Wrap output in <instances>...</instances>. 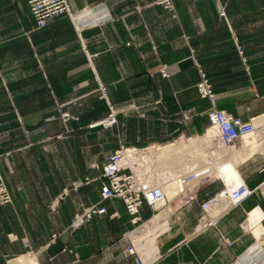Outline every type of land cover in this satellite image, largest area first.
<instances>
[{"label":"crops","instance_id":"1","mask_svg":"<svg viewBox=\"0 0 264 264\" xmlns=\"http://www.w3.org/2000/svg\"><path fill=\"white\" fill-rule=\"evenodd\" d=\"M170 1L70 0V17L57 13L36 28L26 0H0V170L12 196L0 205V264H264L263 149L237 166L252 192L214 222L202 225V203L223 181L188 176L192 197L174 196L176 189L166 220L138 243L120 198L101 200L98 180L72 184L95 177L89 164L114 148L97 153V142L165 144L201 134L211 103L196 88L199 68L217 108L241 120L264 113V0ZM108 103L118 111L115 130L88 126L74 137L86 145L26 144L22 128L37 129L41 142L62 127L49 122L54 112L71 111V125L87 127L108 114ZM180 166L171 170L186 176ZM95 203L105 211L71 228ZM155 211L143 204L141 221ZM130 238L139 263L126 253Z\"/></svg>","mask_w":264,"mask_h":264},{"label":"built area","instance_id":"2","mask_svg":"<svg viewBox=\"0 0 264 264\" xmlns=\"http://www.w3.org/2000/svg\"><path fill=\"white\" fill-rule=\"evenodd\" d=\"M32 16L35 18L38 27H43L46 24L48 17L66 12L71 14L70 0H26ZM159 3L165 6H170V0H158ZM198 90L202 97H206L213 101V91L208 83V80L203 72H201V81L198 83ZM257 116H252L248 120H241L233 116L231 113L213 107L208 114L209 125L217 128V135L220 137L224 145H232L238 138L243 137L253 131ZM150 146H129L120 145L118 149L112 152L107 161L103 164L101 171L103 181L100 185L101 200L112 197L120 198L125 206L126 213L135 228L141 226L140 210L143 204H147L152 209L155 208L157 201H163L165 204L168 197L160 192V180L155 179L154 172L156 164V155L149 154ZM138 169V170H137ZM183 186H180L175 195L192 197L194 185H190L187 176L182 175ZM190 177V175H188ZM190 185V186H188ZM252 189L246 190L240 199L233 202V205L240 202L244 197L249 195ZM235 193V192H234ZM233 193V194H234ZM217 196L202 203L204 210L203 224L209 219H213L215 215H211L210 211L222 209L216 206H221L223 203L216 199ZM12 200L11 194L2 179L0 172V205L10 203ZM105 211L104 206L98 204L91 205L86 208L80 215H76L72 221L73 227H79L93 213H101ZM218 212V213H219ZM207 217V218H206ZM215 219L208 222H214ZM227 244H231L228 241ZM127 254L134 255L133 259L136 263L141 262L136 253L135 244H131L126 249Z\"/></svg>","mask_w":264,"mask_h":264},{"label":"rangeland","instance_id":"3","mask_svg":"<svg viewBox=\"0 0 264 264\" xmlns=\"http://www.w3.org/2000/svg\"><path fill=\"white\" fill-rule=\"evenodd\" d=\"M157 2H158V0H157ZM164 5V4H163ZM63 13H66V12H63ZM69 17H70V15L68 14V13H66ZM219 14L221 15V16H224V11L223 10H220L219 11ZM34 18V17H33ZM34 20H35V18H34ZM36 22V21H35ZM36 28H41V27H38L37 26V24H36ZM158 72H159V74L162 76V77H167L168 75H169V73H168V71H167V69H166V65H162L160 68H159V70H158ZM198 72H199V80L196 82V88H197V90H198V83L201 81V72H203L204 74H205V76H206V73L202 70V69H198ZM206 78H207V76H206ZM207 80H208V83L210 84V86H211V88H212V91H213V87H212V84H211V82L209 81V79L207 78ZM100 88H101V90H103V85L101 84V86H100ZM198 93H199V90H198ZM213 93H214V91H213ZM199 95H200V93H199ZM201 96V95H200ZM202 97V96H201ZM203 98H206V97H203ZM207 100H209L208 98H206ZM213 101L214 102H212L211 100H209V102L211 103V107H210V109L208 110V114H209V111L213 108V107H215V108H217L216 106H215V93L213 94ZM108 108H109V110H108V114L105 116V117H103V118H101V119H99V120H97V122H91V123H89V124H87V127H83V126H77V125H75V126H73V125H71V123L72 122H76L77 120H78V116L77 115H75L73 112H71V111H67V110H64V111H57V112H54V114H52L51 116H49V122L50 121H55V120H57L58 122H60V124L62 125V127H59L58 129H60V131L59 132H57V133H52L51 132V130H48V133H47V135H46V138L44 139V137L42 138V141L41 142H39L40 140H39V138H40V135H41V133L37 130V129H35V128H32V132H28L26 129H24V128H22V130L24 131V133L26 134V136H27V138L29 139V141H31V142H29L28 140H27V142H26V144L27 145H32V146H36V145H41V146H43L44 144H45V141L46 142H49L48 144H47V148H48V150H51L52 149V146H54L55 145V142H54V140H61V142H63L62 143V146H63V148H64V150H68L69 148H71V147H73V146H77V145H86V143H81V141L80 142H78L77 141V139H75L74 137L75 136H77L78 135V133H83V131H85L87 128H88V126H89V129H92L94 126H97V128H101V129H110V128H114V127H116L117 126V114H118V111L115 109V106H113L112 104H110V103H108ZM226 111V110H225ZM234 116V115H233ZM259 117H262V121H260V122H258L255 126H256V128H255V136H256V134H257V146H259L260 148L259 149H263V147H264V113H262V114H259L258 115ZM236 117V116H235ZM21 119V118H20ZM20 123H22V122H20ZM263 123V124H262ZM259 125V126H258ZM208 127H210V125H209V118H208V126H207V128L202 132L203 134L205 133V131L208 129ZM55 129V128H54ZM53 129V130H54ZM100 129V130H101ZM114 130H115V128H114ZM215 131V130H214ZM252 131V134L254 133ZM257 131V132H256ZM202 133L201 134H199V135H197V136H192V137H190V138H187V139H183V138H179V139H176V140H174V141H171V142H168V143H165V144H162V143H160V144H154V143H150V144H146L145 146H150L149 147V152L151 151V150H153L156 146H161V145H170V144H173V143H175V142H178V141H180V142H189V140L190 139H192V138H194V137H198V136H201L202 135ZM251 134V135H252ZM43 136V135H42ZM213 139L214 140H216L217 139V136H216V131H215V133L213 134ZM240 141V142H238V141ZM230 147H232V148H239V146L242 144H244V136L243 137H241V138H238ZM259 141V142H258ZM58 142H60V141H58ZM261 142V143H260ZM57 143V142H56ZM129 145V146H140L139 144H126V143H124V142H117V143H111V142H107V141H105V142H97V144H96V149H97V153L98 152H102V151H104V152H106L107 150H109V147H113L114 146V148L112 149V152H114L116 149H118L119 147H120V145ZM214 145V144H213ZM223 145V144H222ZM241 145V146H242ZM144 146V145H143ZM240 146V147H241ZM208 147H211V145L209 146L208 145ZM208 147H205L204 146V148H208ZM200 146L199 147H197V149H193L194 151H190V150H188V152L187 151H185L184 153H182L181 151L180 152H177V153H175L176 154V157H175V160L177 159L178 161H176V163L174 162L175 160H173L174 158H173V155H171L170 157H171V159H169V160H167V161H165L164 160V158L162 159V157H161V159H162V161H161V159H160V162H158L157 164H159L160 163V166L158 167L159 169H155L154 170V172H156V174H155V179H157V180H160L161 181V183H163L164 184V182H166L165 180L167 179V178H169V175H168V172L169 173H171V172H173V171H168V169L166 170L165 169V165L167 164L168 165V163H169V165L172 167V166H174V165H177V164H179V162L181 163V161H182V163L183 162H187V161H189L190 163L189 164H187L188 166L190 165V164H193V167H192V165H190L189 167L186 165H182L183 166V172L185 171V173L187 172V171H189V172H187V175L190 173V174H193L192 172L194 171V167H198V165H196V164H200V165H205L206 164V162L208 161V160H210L208 157H206V156H203V155H201L200 154ZM158 149H160V148H158ZM158 149H157V151H158ZM36 150V149H35ZM264 150V149H263ZM111 152V153H112ZM154 152H156L155 150H154ZM110 153V154H111ZM109 154V155H110ZM162 156H163V154H162ZM184 156H186V157H184ZM109 157V156H108ZM196 157V158H195ZM108 159V158H107ZM191 159V160H190ZM104 160H101V159H96L95 161H93V162H91L90 164H89V167L90 168H93V169H95V170H97V171H99L98 172V174L95 176V177H91V176H85V177H83V178H81L80 180H78V181H74L72 184H73V186L74 187H77L78 185H80V184H83V183H90V182H92V181H96V180H98L99 182H100V185H101V183H102V181H103V177H102V171H101V168H102V166H103V164L107 161H105V162H103ZM167 162V163H166ZM192 162V163H191ZM163 165V166H162ZM158 166V165H157ZM162 166V167H161ZM181 167V166H180ZM185 167H188L187 169L185 168ZM193 168V169H192ZM174 169V167L172 168V170ZM191 169V170H190ZM193 170V171H192ZM0 172H1V170H0ZM167 172V173H166ZM158 174V176H156ZM176 174V173H175ZM174 173H173V175H175ZM179 174V173H178ZM177 175V174H176ZM1 176H2V179H3V181L5 182V179H4V177H3V174H2V172H1ZM167 176V177H166ZM198 176H201V175H198ZM165 177V178H164ZM190 177H194V179H197V180H199V179H203V178H206V179H217V178H220V177H218V174L217 173H211V174H208V175H205V176H202V178H197V176H193V175H190ZM220 180H222V179H220ZM193 182V181H192ZM194 182H195V180H194ZM5 184H6V182H5ZM166 184V183H165ZM164 184V185H165ZM6 186H7V184H6ZM7 188H8V186H7ZM161 188V187H160ZM224 188V187H223ZM222 188V189H223ZM221 189V190H222ZM9 190V189H8ZM221 190L219 191V192H221ZM10 192V191H9ZM218 192V193H219ZM164 193V192H163ZM217 193V194H218ZM217 194L215 195V196H217ZM12 197V196H11ZM173 196H171V198H172ZM240 197H238V199H239ZM170 199V198H169ZM237 199V200H238ZM95 204H97V203H95ZM94 205V204H93ZM91 206V205H90ZM90 206H87V207H85L79 214H77V215H80V214H82L83 212H84V210L86 209V208H88V207H90ZM99 206H102V205H99ZM167 207H169L168 205H164V204H162V205H159V206H157V207H155L156 208V211L154 212V214L155 213H157L160 209H165V208H167ZM218 208H221L220 206H217ZM170 208V207H169ZM171 209V208H170ZM218 210L217 209H213V210H211L210 211V213H211V215H215V217H216V215H218ZM170 213V212H169ZM153 214V215H154ZM152 215V216H153ZM169 215V214H168ZM151 216V217H152ZM150 217V218H151ZM214 217V218H215ZM75 218V217H74ZM73 218V219H74ZM150 218L148 219V220H146V221H144L142 224H141V226H139V227H136L134 230H132L131 232H130V236H131V238L135 241V242H139V238H137V237H134V235L136 234H138L139 233V230H141V229H144V224L146 223V222H148V221H150ZM157 218V217H156ZM213 218V219H214ZM212 219V220H213ZM73 221V220H72ZM72 221H71V223H70V227L71 228H76V227H73L72 226ZM82 225V224H81ZM202 225H203V223H202ZM155 228V227H154ZM54 236H55V234H52V238H54ZM129 239L130 240V243L132 242L133 244H135V242L132 240V239ZM149 240V242H151L152 240H150V239H148ZM147 241V240H146ZM143 242V241H142Z\"/></svg>","mask_w":264,"mask_h":264},{"label":"bare ground","instance_id":"4","mask_svg":"<svg viewBox=\"0 0 264 264\" xmlns=\"http://www.w3.org/2000/svg\"><path fill=\"white\" fill-rule=\"evenodd\" d=\"M260 121H262V117L257 116L256 120H255V125ZM214 130L216 131V136H217L216 140L213 139V134L215 133ZM254 131H255V129H254ZM251 134H252V131L249 132L248 134L244 135V144L241 147L232 148V147H230V145H224V143H222L220 137L217 135V128L214 126H210V127H208V129L205 131L204 134L202 133L201 136L194 137V138L190 139L189 142H175V143L170 144V145L156 146L153 150H151L149 152V154L156 155L155 168L159 169L158 167L160 166V163L159 164H157V163L160 162L161 157H162V159L164 158V160L167 161V160L171 159L170 156L173 155V158H174L173 160H175V157H176L175 153L180 152V151L182 153H184L185 151L188 152V150H190V149H191L190 151H194L193 149H197V147L200 146L201 147L200 151H199L200 154L208 157L210 160H208L205 165L196 164V165H198V167L197 168L194 167L195 168L194 171L192 170L193 174L189 173L188 175L205 176V175H208L211 173H217L218 177H220L222 179V181L225 185L224 190L221 191L218 194V196L216 197L217 200L221 199L223 204L220 207L223 210L230 202L236 201L238 199V197L243 196L247 190V188L243 182V179H241V176L237 170V166L250 153H252L254 150L260 148L259 146H257L258 145L257 139H256L258 137L257 134H256V136H255V132L252 135ZM208 145L209 146L211 145V147H208ZM204 146L208 147V148L206 149V148H204ZM158 148H160V149H158ZM157 149H158V151H157ZM263 149H264V147H263ZM154 150L156 152H154ZM162 154H163V156H162ZM184 157H186V156H184ZM162 159H161V161H162ZM176 161H178V160L176 159L174 162L176 163ZM185 162H183V163H182V161H181V163L179 162V166L183 165ZM189 163L190 162L187 161L184 165L186 166ZM190 165H192V167H193V164H190ZM173 167L174 166L171 167L169 165V163H168V165L167 164L165 165V169L167 168L168 171H170ZM188 167H185V168L187 169ZM181 170H182V167H181ZM185 171L183 173H185ZM187 172H189V171H187ZM173 173H174V171L171 173L168 172V175L169 174L170 175H169V178H167L165 180L166 182H164V184L165 183L166 184L164 185L162 183V185H160L161 188L159 187L160 192L161 193L164 192L163 194L168 196V199L171 198V195L175 192L176 189H178L180 186H183L181 183L182 178H183L181 172H180V174L177 173V175L175 173H174L175 175H173ZM188 175H186V176L188 177ZM156 176H158V174ZM177 182H178V184H177ZM162 202L163 201H161V200L157 201L155 204V207L162 205L161 204ZM170 211H171V209L169 207H167L165 209H160L157 213H155L150 218V221H148L144 224V229L139 230V233L137 235L135 234L134 237L140 238L141 236L150 233L152 231V228L156 224H159L160 222H164L166 220ZM254 213H255V211H253L251 213V215H252L251 218H254L255 214H258V213H255V214ZM259 232H260L259 227H257V234H259Z\"/></svg>","mask_w":264,"mask_h":264}]
</instances>
